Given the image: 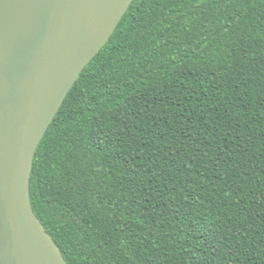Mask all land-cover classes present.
Masks as SVG:
<instances>
[{"label":"trees","instance_id":"1","mask_svg":"<svg viewBox=\"0 0 264 264\" xmlns=\"http://www.w3.org/2000/svg\"><path fill=\"white\" fill-rule=\"evenodd\" d=\"M29 197L67 264H264V0H133Z\"/></svg>","mask_w":264,"mask_h":264},{"label":"water","instance_id":"2","mask_svg":"<svg viewBox=\"0 0 264 264\" xmlns=\"http://www.w3.org/2000/svg\"><path fill=\"white\" fill-rule=\"evenodd\" d=\"M133 0H0V264H67L34 215V152Z\"/></svg>","mask_w":264,"mask_h":264}]
</instances>
